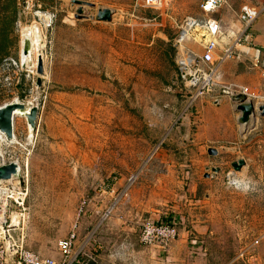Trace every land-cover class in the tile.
<instances>
[{
	"label": "rangeland",
	"instance_id": "374dc122",
	"mask_svg": "<svg viewBox=\"0 0 264 264\" xmlns=\"http://www.w3.org/2000/svg\"><path fill=\"white\" fill-rule=\"evenodd\" d=\"M200 2L152 10L144 0H0V107H36L35 130L18 115V143L0 145V167H19L14 182L0 181L6 216L19 217L29 250L56 257L74 226L88 248L107 229L118 233L105 240L142 244L146 220L179 216L191 264H264V157L235 172L209 153L215 144H194L203 118L178 83L173 39L183 18L204 16ZM246 5L264 14V0H227L216 18L237 33ZM103 10L110 21L96 19ZM32 25L38 46L22 63V28ZM245 102L261 115L256 98ZM229 172L239 185H226Z\"/></svg>",
	"mask_w": 264,
	"mask_h": 264
},
{
	"label": "built area",
	"instance_id": "2783aa9c",
	"mask_svg": "<svg viewBox=\"0 0 264 264\" xmlns=\"http://www.w3.org/2000/svg\"><path fill=\"white\" fill-rule=\"evenodd\" d=\"M172 1L144 0L146 6L152 10H162ZM226 4L227 0H202L199 7L204 16L185 17L177 27L173 39L175 64L179 84L182 90H185L184 96L188 99L189 105L206 97L215 99L217 89L228 94L259 98L243 87L227 85L221 81L220 67L227 61L245 62L246 60L254 68L264 69V51L256 48L251 34V28L260 12L243 8L238 16L240 28L235 33L225 30L218 18H211ZM239 184L237 176L229 172L226 176V185L235 187ZM86 204L83 201L81 208ZM3 207L5 217L0 221V264H8L9 259H12L14 264H88L85 254L86 244L81 247L76 246L78 241L76 226L65 239L57 243L60 259L45 258L26 247L25 233L20 226L19 217L16 216L17 223H14L13 215L6 216L8 202L5 206L3 203ZM178 235L177 228L172 224L145 221L139 239L145 246L166 249L178 238Z\"/></svg>",
	"mask_w": 264,
	"mask_h": 264
},
{
	"label": "crops",
	"instance_id": "0c3cea01",
	"mask_svg": "<svg viewBox=\"0 0 264 264\" xmlns=\"http://www.w3.org/2000/svg\"><path fill=\"white\" fill-rule=\"evenodd\" d=\"M200 4L201 2L198 6ZM243 8L251 9L248 5ZM225 10L226 8L220 12ZM198 15H200V11ZM216 17L218 15H214V18ZM220 17L221 19H219L223 22L222 27H225L223 15ZM258 20L252 28V36L255 45L264 49V14ZM220 71L221 81L224 84L239 85L247 88L250 92L257 93L259 95V98L256 99L258 100V106L264 105V70L252 69L246 64L228 61L221 66ZM237 106L238 104L234 101L232 95L220 92V89H217L215 99L204 98L196 102V109L198 108L203 121L200 124V135L197 134L194 137V144L202 141L215 144L212 149L217 151L218 156L214 157L221 159V164L230 167V171H233L232 164L239 160L245 162L242 169L248 170L255 165L256 159L264 157V116L256 114L257 116H253L248 124L241 125ZM206 131L207 136L204 135ZM222 154L226 159L220 157ZM220 165L214 169H220ZM193 189L195 192L196 186ZM179 219L182 221L179 216H168L162 218L160 222L174 225L179 231V236H182L180 240L178 239L177 242L170 245L167 256H163L160 251L155 250L153 247H145L140 243L134 244L129 239L126 241L105 240V234L116 235L118 233L115 229L97 231L96 240H94V244H91V248H88L89 244L85 242L81 245L76 244V246L81 247L87 244L85 254L88 264H191L187 249L189 244L184 245V233H180L184 228L178 227L183 225ZM146 221L158 222L154 219ZM192 227L198 230L200 237L201 234L207 232L200 225H192ZM39 255L45 258H53ZM54 259H60L58 253ZM8 264H14L13 260L9 259Z\"/></svg>",
	"mask_w": 264,
	"mask_h": 264
},
{
	"label": "water",
	"instance_id": "95a60500",
	"mask_svg": "<svg viewBox=\"0 0 264 264\" xmlns=\"http://www.w3.org/2000/svg\"><path fill=\"white\" fill-rule=\"evenodd\" d=\"M78 5H81V2H76ZM89 5V4H87ZM82 10H79L78 13H81ZM99 21H110V11L103 10L99 11L96 17ZM31 42L29 38H26L22 46V55H28L30 52ZM38 72H42L41 60L39 61ZM234 101L240 103L237 106V110L240 113L239 122L241 125H246L250 122V119L254 113V107L251 103L245 102L246 97L243 95L234 96ZM260 114L264 116V106L258 108ZM24 116L27 119L30 130H35V121H36V107L30 108L28 105L22 104L18 101L7 103L0 107V131L5 135L7 139H13V123L16 116ZM211 155H216L217 152L214 149L209 150ZM245 166L243 160H239L232 164V168L235 172H241L242 168ZM217 173L218 170H215ZM19 174V167L15 163L9 165H4L0 167V181L10 180L14 176Z\"/></svg>",
	"mask_w": 264,
	"mask_h": 264
},
{
	"label": "bare ground",
	"instance_id": "6f19581e",
	"mask_svg": "<svg viewBox=\"0 0 264 264\" xmlns=\"http://www.w3.org/2000/svg\"><path fill=\"white\" fill-rule=\"evenodd\" d=\"M40 14V13H39ZM43 15V14H42ZM45 18L46 19H49V16H47V14L45 15ZM50 20V19H49ZM48 22V21H47ZM26 38H29L30 39V42H31V47H30V52L28 55H22V46H23V43L25 41ZM39 30H38V27H36L35 25H32L30 28L27 27V28H22V40H21V49H20V59L22 61V63L24 61H28V60H31V56L32 55H35L36 53V46L38 41H39ZM38 56V55H37ZM39 57V56H38ZM27 63V62H26ZM17 138L15 137L14 133H13V139H7L5 137V135L0 131V145L2 146L3 144H7V145H15L17 144ZM0 153L2 154V152L0 151ZM2 157V156H1ZM16 164V163H15ZM6 165V164H5ZM21 174V173H20ZM13 179V178H12ZM9 180L8 183L10 182H14L13 180ZM19 179V177H18ZM7 182V181H6ZM19 182V181H18ZM2 184V183H1ZM4 184V183H3ZM7 184V183H6ZM3 186V185H2ZM2 188V187H1ZM6 191L4 190H1L0 189V196L3 197V203H7V200L10 199V197L7 195V193H5ZM16 194V193H14ZM21 195V194H20ZM5 206V204H4ZM2 207V206H1ZM1 210V209H0ZM5 215V208L3 207V209L1 210L0 212V221H2L4 219V216ZM14 219V223H17V219H16V216L13 217Z\"/></svg>",
	"mask_w": 264,
	"mask_h": 264
}]
</instances>
